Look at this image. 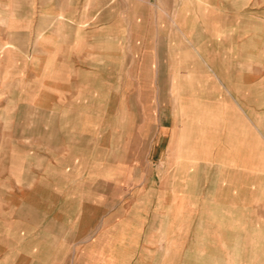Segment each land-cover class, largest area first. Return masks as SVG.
I'll use <instances>...</instances> for the list:
<instances>
[{"label":"crops","instance_id":"obj_1","mask_svg":"<svg viewBox=\"0 0 264 264\" xmlns=\"http://www.w3.org/2000/svg\"><path fill=\"white\" fill-rule=\"evenodd\" d=\"M96 1L24 106L0 59V264H264L262 13Z\"/></svg>","mask_w":264,"mask_h":264},{"label":"rangeland","instance_id":"obj_2","mask_svg":"<svg viewBox=\"0 0 264 264\" xmlns=\"http://www.w3.org/2000/svg\"><path fill=\"white\" fill-rule=\"evenodd\" d=\"M0 12H1V46H0V59L8 60L9 57V46L18 43V50L15 47L14 54H17L19 61L29 60L33 63L28 68L24 67L19 69V80L23 82L18 85V93L23 94L20 97V104L25 105L26 99L25 94L30 93L36 97V94L41 92V87H44L40 80L42 71H48L50 76H53V72L56 73L57 69L52 67H42V63L46 58H52L58 55L55 52H46L47 48L56 49L58 44V36L56 28L67 24L73 26L74 20L73 15L76 14L78 17L82 15L83 18H87L83 21L81 26L83 28H89V18L92 12L97 9L96 0H17V3L11 2V0H0ZM186 1V0H180ZM249 5L247 8H243L242 13H262L257 15V23L264 25V0H247ZM59 14L61 19H59ZM61 14H64L61 15ZM14 23L17 25L14 26ZM11 24V25H10ZM79 27V24H78ZM17 34V42L12 41V36ZM243 40V37H242ZM264 43V42H263ZM12 44V45H11ZM14 48V47H13ZM34 49V50H33ZM263 52H258L259 59ZM248 54V53H246ZM48 58V59H49ZM53 71V72H52ZM256 72L259 75H264V68L258 67ZM26 74L29 77H26ZM40 77V78H39ZM9 95L3 94L0 97V106H6ZM39 104L40 101H34ZM35 105V107L38 106Z\"/></svg>","mask_w":264,"mask_h":264}]
</instances>
